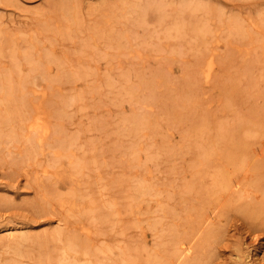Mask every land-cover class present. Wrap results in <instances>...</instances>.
<instances>
[{"label":"rangeland","instance_id":"1","mask_svg":"<svg viewBox=\"0 0 264 264\" xmlns=\"http://www.w3.org/2000/svg\"><path fill=\"white\" fill-rule=\"evenodd\" d=\"M0 264H264V0H0Z\"/></svg>","mask_w":264,"mask_h":264},{"label":"bare ground","instance_id":"2","mask_svg":"<svg viewBox=\"0 0 264 264\" xmlns=\"http://www.w3.org/2000/svg\"><path fill=\"white\" fill-rule=\"evenodd\" d=\"M3 87H5V86H3ZM34 119V118H33ZM35 120V119H34ZM33 126V125H32ZM34 127V126H33ZM29 128V127H28ZM30 129H32V128H30ZM36 137V136H35ZM235 188V187H234ZM211 219V218H210ZM183 246H180V248H182ZM190 251H191V248L189 247V246H187L186 248H183L182 250H181V254L182 255H186V254H188V253H190ZM262 252V251H261ZM254 256V255H253ZM257 256V255H256ZM256 259H257V257H256ZM260 263V262H259Z\"/></svg>","mask_w":264,"mask_h":264}]
</instances>
